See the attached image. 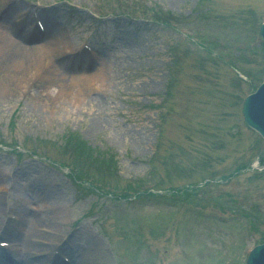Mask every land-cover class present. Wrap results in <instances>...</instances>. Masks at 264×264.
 <instances>
[{"label":"rangeland","instance_id":"1","mask_svg":"<svg viewBox=\"0 0 264 264\" xmlns=\"http://www.w3.org/2000/svg\"><path fill=\"white\" fill-rule=\"evenodd\" d=\"M30 3L50 27L37 39L19 25ZM6 4L0 29L23 44L0 64L3 206L19 210L7 188L9 170H16L29 214L64 210L61 222L48 217L38 225L55 229V241L70 237L71 260L83 254L86 229L109 256L104 264H245L247 251L264 241V140L241 114L261 82L264 0H0V9ZM149 7L164 13L165 24ZM82 44L90 59L82 58ZM52 47L56 86L33 81L44 61L19 69V83L5 79L14 59ZM72 78L82 79L83 95L65 97L60 112L50 101ZM70 132L85 151L68 147ZM46 156L80 164L114 195L137 181L163 192L99 194ZM182 184L188 194L163 188ZM220 212V219L212 216ZM25 217L19 240L36 225ZM45 239V254L56 251Z\"/></svg>","mask_w":264,"mask_h":264},{"label":"bare ground","instance_id":"2","mask_svg":"<svg viewBox=\"0 0 264 264\" xmlns=\"http://www.w3.org/2000/svg\"><path fill=\"white\" fill-rule=\"evenodd\" d=\"M8 16L5 17V19H7ZM53 45L57 46L58 45V40L55 38H51ZM8 41L6 39V37L4 36H0V64L6 62L5 60L7 59V56H9L8 54V49L10 47V45H12L10 42H6ZM57 48L52 47V49H50V51L56 50ZM39 52V51H38ZM54 52V51H53ZM52 52V53H53ZM33 50H31L30 54L28 56H22L19 57V59H14L13 62L11 63V67H6L5 69V73L10 74L7 78L10 80L11 82H18L21 79L20 74L17 73L15 75V73L19 70V69H23V68H31L34 66L39 65L41 62H43V55L41 53H39V55L37 53H35ZM45 67V64H43ZM47 72L45 71L42 75H40V79H39V83H43L45 85V87H49L51 85H55L56 79L53 76V73H50V68H46L45 69ZM19 74V75H18ZM45 74V75H44ZM18 75V76H17ZM92 76H97L96 74H93ZM91 77V76H90ZM89 77V78H90ZM103 77V76H102ZM82 80V79H81ZM81 80L80 79H76V78H72V80L69 82V84L63 85L61 86L60 89L57 90L56 94L54 95V98L50 101L51 103L53 102V100L58 103L59 106H57L58 111L60 112H64L65 109H63V107L65 106L66 103V98L72 96L73 98H79L81 95ZM56 86V85H55ZM66 97V98H65ZM83 97V96H82ZM57 111V112H58ZM57 115V114H55ZM59 116V115H58ZM19 176V173H17ZM18 180L17 176L15 174L12 175V178L10 181H8L7 185L8 187L11 189L12 187H17L14 186L15 185V181ZM30 190H32L34 193H36V189L35 188H31L28 187ZM19 189V188H16ZM48 195H51V193L47 192ZM55 197V196H53ZM3 198L0 195V228L3 227V225H5V233H8L9 229H12V231L14 233L11 232V234H15V235H19V233L15 232V229L13 227V224L10 221H5V219L3 218L6 213H7V208H5L3 206ZM17 203L19 206V214H21L18 217V222L20 221H25L23 220L24 216H26L25 218H30L28 219L29 222H33L35 223V227L30 226L28 231L26 232V238L25 239V243L24 245V256L21 260H18V264H37V263H44L46 264V262H53V264H64L62 262H60L59 260L53 258L52 256H40L39 257H35L38 256V252H42V250L39 249H34L31 242H30V238L34 235L37 234V230L35 229L36 227H41L38 225V223H41L42 221L46 220L48 217H55L56 219H58L60 222L64 219L65 217V212L63 209L58 208L57 211H50V212H46L44 211L41 215H37L34 213H30L27 210L26 207V203L24 200L19 199V195H18V199H17ZM20 203V205H19ZM42 206L43 203H42ZM7 222V223H6ZM2 226V227H1ZM19 226V224H18ZM80 235H82L84 237V239L86 240L84 243L86 245L85 248H83V254H80V256H75V258L71 261V264H104L105 261H109V256L106 255V253L104 251H102L100 244H96V242L94 241V236L91 235L88 231L84 230L83 232H80ZM13 242V241H11ZM30 257H34L32 259H30ZM104 262V263H103ZM0 264H17L16 260L14 259L13 254H4V255H0Z\"/></svg>","mask_w":264,"mask_h":264},{"label":"water","instance_id":"3","mask_svg":"<svg viewBox=\"0 0 264 264\" xmlns=\"http://www.w3.org/2000/svg\"><path fill=\"white\" fill-rule=\"evenodd\" d=\"M261 34L264 39V24L261 27ZM242 113L244 121L264 137V84L256 93L245 99ZM247 264H264V245L251 252Z\"/></svg>","mask_w":264,"mask_h":264}]
</instances>
